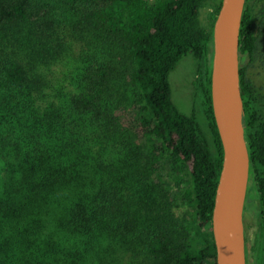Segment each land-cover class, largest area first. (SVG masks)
Masks as SVG:
<instances>
[{"label": "trees", "instance_id": "1", "mask_svg": "<svg viewBox=\"0 0 264 264\" xmlns=\"http://www.w3.org/2000/svg\"><path fill=\"white\" fill-rule=\"evenodd\" d=\"M220 4L0 0V264H216ZM188 53L198 70L184 115L168 77ZM239 80L264 230V0H245Z\"/></svg>", "mask_w": 264, "mask_h": 264}, {"label": "water", "instance_id": "2", "mask_svg": "<svg viewBox=\"0 0 264 264\" xmlns=\"http://www.w3.org/2000/svg\"><path fill=\"white\" fill-rule=\"evenodd\" d=\"M244 5L245 0H221L212 26L210 88L222 147V165L211 216L216 264H246L243 208L249 180V156L239 80V30ZM219 68L222 85L217 107Z\"/></svg>", "mask_w": 264, "mask_h": 264}, {"label": "rangeland", "instance_id": "3", "mask_svg": "<svg viewBox=\"0 0 264 264\" xmlns=\"http://www.w3.org/2000/svg\"><path fill=\"white\" fill-rule=\"evenodd\" d=\"M254 0H249L253 3ZM214 7L211 3L203 4L198 11L200 24L205 29L210 28L211 16ZM198 61L188 53L170 72L168 81L171 88V98L177 109L184 115H190L193 111V99L196 92ZM66 84L67 81H66ZM197 122L201 130L205 131V122L201 114H197ZM186 207H179L177 215L186 212ZM261 204L258 193L252 180H248L246 197L244 202L243 227L245 242L249 246V264H264V230L261 226ZM254 244V245H253ZM254 246V247H253Z\"/></svg>", "mask_w": 264, "mask_h": 264}, {"label": "bare ground", "instance_id": "4", "mask_svg": "<svg viewBox=\"0 0 264 264\" xmlns=\"http://www.w3.org/2000/svg\"><path fill=\"white\" fill-rule=\"evenodd\" d=\"M221 85H222V77H221V70L219 68V70H218V76H217V107H219V104H220ZM230 237H232L231 227H230Z\"/></svg>", "mask_w": 264, "mask_h": 264}, {"label": "flooded vegetation", "instance_id": "5", "mask_svg": "<svg viewBox=\"0 0 264 264\" xmlns=\"http://www.w3.org/2000/svg\"><path fill=\"white\" fill-rule=\"evenodd\" d=\"M243 218H244V211H243ZM244 239H245V235H244ZM249 253H250L249 246L245 242V261H246V264H249V262H250V254Z\"/></svg>", "mask_w": 264, "mask_h": 264}]
</instances>
